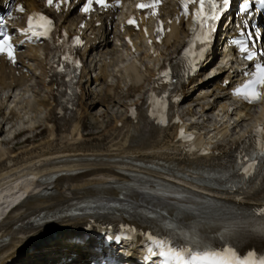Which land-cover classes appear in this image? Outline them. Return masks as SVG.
<instances>
[{
	"label": "bare ground",
	"instance_id": "obj_1",
	"mask_svg": "<svg viewBox=\"0 0 264 264\" xmlns=\"http://www.w3.org/2000/svg\"><path fill=\"white\" fill-rule=\"evenodd\" d=\"M177 32L178 29L173 28L167 38H176ZM164 46V50L169 46H172V50H174V43L171 45L164 44ZM103 48L107 49L103 54L104 56H111L116 53L113 47L107 43ZM26 50L19 57L18 62L21 66L26 67L29 72H33L34 75L35 73L31 70V67L25 64L24 58L35 61V68L40 70L38 77L41 80L37 81L38 83L36 82V84L42 83L41 85L45 87L49 95V100H46L47 103L43 99H36L37 105H42L47 112H45L43 121L47 127V135L33 144L21 147L17 151H9L2 147V145L6 146L7 143H10L17 136L19 137L24 131L26 133L39 129L42 125L41 122H35L28 126L20 127L11 136L8 134L7 139H0V264H10L18 260L17 256L19 254L27 255L22 248L27 244L33 243L40 234L37 240L46 237L50 227L56 228L57 234H60L59 238L56 239L59 244L56 248L63 247L62 250L57 252V257L55 258L57 260L64 258L66 261L65 257L75 254L76 261L80 262V258L86 254V251L82 250L80 243L71 244L64 240L65 236L78 231V227L85 220L84 217L69 219L66 216L67 212L75 206L77 200L92 197L95 189L98 188H101L108 195L116 196L120 191L117 186L122 185L124 187L127 185L131 181V176H142L151 179L152 182L160 181L168 185L173 184L168 182L167 177L173 176L179 178V182L185 185L187 187L185 189L188 191L196 187L200 189V185L192 181L201 182V177L208 173L206 168L219 165L225 158L226 152L231 147H234L244 135V132H246L245 128L247 126L243 128L237 126L243 121L253 120L252 113L248 108L233 114V124L226 122L227 119L222 120L223 117L230 118L227 112V104L225 101H221L223 99L222 95L212 93V90H209L208 93L205 90L202 91L208 85L207 79H198L195 84L190 83L195 80L192 79L189 83L194 84L196 87H193L197 91L195 99L203 100L206 96L212 97L210 101L195 102V105L200 108L197 113L199 112L203 123L212 121L208 113L215 109L221 115V118L217 119L220 122L217 126L214 122L211 124L213 132L211 134H207L208 131L205 132L206 137L198 132L199 134H196L197 138L194 142L197 146L204 145L209 147V149H212L213 145L217 147L223 146V148L216 155H207L211 156L210 158L182 153V145L172 141L173 127L158 128L145 124L142 82L148 81L152 75L153 66L150 67L148 65L141 71L135 63H132L125 67L122 66L120 74L117 73L115 84L106 82V66L104 69L103 67L98 68L92 80H100L106 83L105 88L101 91L98 90L97 93L98 99L108 101L116 97L115 93H117L121 82H124L127 78L129 80L128 91L124 96L129 97L133 93L138 92V96L129 102L130 104H138L139 107L135 122L125 115L128 102L123 103L124 113L120 118H117L116 115L113 116L114 124L112 128L109 130L102 129L93 137L91 136L92 138H88L83 133L84 122L82 119L84 111L82 109L85 107L89 109L95 101L84 104L82 100L86 94L81 92L77 97L75 109L70 111L65 117H56V98L52 94L53 86L45 82L46 75L42 54H38L36 48ZM92 51L94 52V50ZM84 52L82 51V53ZM166 55L168 54L162 53L161 58L165 59ZM142 57L148 62L151 61V64L158 62L157 58L152 60L146 55ZM204 71L205 68L201 70V72ZM81 74L83 82H90V77L85 69L82 70ZM23 79L22 77L17 78L13 74H6L3 64L0 63V92L4 88L7 89L4 94L1 92L2 95L0 96V134L4 132L2 125L6 120L11 119L14 121V119H17L21 122L23 120L19 117V112L15 108L9 107L12 103L16 102V104H13L14 107L21 108V111H24L27 107L32 112L35 111V106L29 104V100L26 104L23 103L22 93L20 94L22 89H17V87L22 85V83L19 85L18 82ZM12 82L15 85L14 89L20 90L17 96H15V93H10L9 89L12 90L13 87H10L9 84ZM35 88L37 87L33 85L28 89L33 91ZM186 88L187 85H183L181 91L184 92ZM185 98L186 92H184L182 99L184 100ZM10 99L11 102L9 103ZM204 107L206 109L203 112L202 109ZM185 112L195 114L192 107L189 106L185 108ZM214 116L217 117L218 114L215 113ZM9 122L11 126V121ZM118 122H120L119 126L117 125ZM93 123L97 129L102 128V124H98L97 118ZM13 125L12 129L14 128ZM36 136L37 134H34L32 137L35 138ZM215 137L216 139L219 138V142L212 144V139H215ZM28 139L26 137L24 142L28 141ZM13 146H16V144ZM8 163L11 164L8 165ZM34 177L38 178L39 182L34 181ZM204 187L205 190H208L206 186ZM43 190H49L51 194L46 197H38V193ZM218 193L207 191L208 196L211 198L216 195V197L220 196ZM21 197H24L22 201L5 213L9 202ZM226 197L233 202L253 203L264 199V188L255 189V184H250L242 196L230 195ZM132 198L136 199L137 195L133 194ZM37 217L51 219V222L45 225H38L35 222ZM70 221L73 223L71 224ZM242 229H247L244 224ZM251 230L253 229L242 230V232L244 234L253 233ZM41 243V241H37L34 246ZM30 264H36V262L34 263L33 261Z\"/></svg>",
	"mask_w": 264,
	"mask_h": 264
},
{
	"label": "snow or ice",
	"instance_id": "obj_2",
	"mask_svg": "<svg viewBox=\"0 0 264 264\" xmlns=\"http://www.w3.org/2000/svg\"><path fill=\"white\" fill-rule=\"evenodd\" d=\"M54 0H47L49 6L53 4ZM118 2V0H117ZM61 3H68V0H59L56 3L57 9L60 8ZM93 3L107 8L109 5L107 0H86L80 9L82 12H89L92 10ZM160 3V0H150L148 3H139L137 8L151 9V14L155 13L156 6ZM253 0H243L239 11L248 12L252 7ZM197 4L193 14L195 26L199 28V33L195 35L194 40L190 42L194 45L197 41L202 46L200 51H204V47L210 40L211 32L215 30V22L221 17V14L228 8L229 0H181V6L184 9V15H189L188 5ZM257 9H264V0H255ZM18 11L23 12V7H18ZM4 21L0 20V25H4ZM129 24L135 23L134 19L128 21ZM54 28L53 21L40 13H34L28 17V26L22 29L28 39L33 37H48ZM160 28L158 31H162ZM249 37L254 35L253 33H247ZM0 53H6L8 59L15 62V45L11 42L12 37L9 35L6 27H0ZM77 43H80L79 38H75ZM234 43L240 45L239 51L245 53V58L252 61L257 56L256 51L249 50L247 43L243 40H236ZM261 57H264V51L259 53ZM68 59V57H65ZM61 70H63L61 68ZM162 76H167V72L161 73ZM249 77L248 80L239 88L235 90V94L240 96L249 103H256L264 101V62H257L254 65L252 72L246 73ZM255 133L258 136L264 135V125L257 127ZM183 135V131H181ZM190 138V137H189ZM260 152L264 155V140L260 141ZM248 161L247 166L243 167L245 175L251 174V169L255 167V159L245 157ZM260 212L264 214V208L260 209ZM153 243L159 248L158 252H153L152 255H158L162 258L161 264H264V257H257L255 253H249L247 257H239L235 251L231 248H224L220 251L204 250L196 251L193 248H176L169 244L168 241L162 239H154Z\"/></svg>",
	"mask_w": 264,
	"mask_h": 264
},
{
	"label": "rangeland",
	"instance_id": "obj_3",
	"mask_svg": "<svg viewBox=\"0 0 264 264\" xmlns=\"http://www.w3.org/2000/svg\"><path fill=\"white\" fill-rule=\"evenodd\" d=\"M137 62H139V61H137ZM29 64L33 68V71L36 75L35 74L33 75V73H32L33 77L28 82V84L32 83L37 88H35L32 91L31 89H28L31 86L26 85V86L21 88L22 90H21L20 94L22 93L23 100H22V97H21V100L23 101V103L26 104V102L29 100V104L35 106V108H34L35 111L32 112L31 109H28V107L24 111H21V108H19V107L18 108L14 107L15 110L17 112H19V117L22 118L23 120L21 122L17 119H14V121L11 119H8V121H6V123L4 122V124L2 125V129H4V132H2L0 134V139H4V138L7 139L8 134L11 136L13 134V132H15V130H19L20 127L22 128L24 126H28V125L33 124L35 122H41L42 125L36 131L26 132V133H24L25 132L24 131L19 135V137L17 136L16 138L12 139L10 141V143H7L6 146L2 145L3 148H5L9 151H17L18 149H20L23 146H28L30 144H33V143L43 139L47 135V127L45 125V122H43L44 116L47 112L45 111V108L42 105H37L36 99H43L47 103L46 100H49V95L47 93V90L44 88V86L41 85L42 83L36 84L37 81L38 82L41 81L38 77L40 75V72H39L40 70L35 68L36 66H35V63L33 61H29ZM118 65L120 67V66L124 65V62L123 61L118 62ZM141 65H140L141 70H143L145 64L143 62H141ZM125 66L126 65H124L123 67H125ZM117 69L115 71L113 69L110 70V73L106 77L107 83H114L115 82L114 81L115 77H113V76L115 74H117V71H118ZM89 74L92 75L93 72L89 71ZM105 85H106V83H104V82H101L99 84H94L93 81H91L88 84H85V92H86L85 94L87 95V97H86V95H84L85 98L83 97V100H82L83 103L88 104V102L90 103L92 101H95L92 104V106L89 107V109H87L86 107L84 109H82V111H84V117L82 119V121L84 122L83 133L88 138H92L94 135H96V133H98L102 129H104V130L111 129L113 124H114L113 116L116 115L117 118L121 117L122 107L124 108L123 103H126L131 98L133 99V97H135L138 94V92H136V93H133L132 95H130L129 97H125L124 95H126L128 88L124 82H121V84L117 90V93H115L116 97L112 100L103 101V99H98L99 97H98L97 92L99 89H103V87ZM189 89H191V88H189ZM19 91L15 93V96L19 95ZM2 94H4V93H2ZM195 97H196V91L191 92L190 95H188V97L184 100L181 108H185V107L189 106V107H193V110H195L197 112L199 110V106L194 105V103L199 102L202 99H200V100L195 99ZM205 99L206 98H204L203 100H205ZM10 102H11V99H10L9 103ZM14 103L16 104V102H14ZM14 103H12V104H14ZM213 114H214V112H213ZM94 118L95 119L97 118L98 124L99 123L102 124V128H99V129L96 128L95 124L93 123V121L95 120ZM193 119H194V121H199L200 118L195 115ZM230 120L232 121L233 119H230ZM9 121H11L12 125L14 124L13 129H12V125L10 127H8L10 125ZM196 125L198 127H200L198 124H196ZM34 134H37V136L35 138L32 137ZM26 137H28L29 139H28V141L24 142ZM14 144H16V146H13ZM70 222H71V224L73 223L72 221H70ZM38 237L36 239H39ZM35 240L33 242H35Z\"/></svg>",
	"mask_w": 264,
	"mask_h": 264
}]
</instances>
